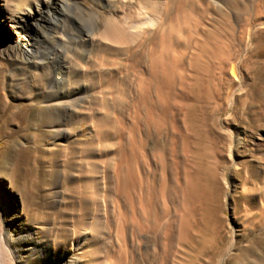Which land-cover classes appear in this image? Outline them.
Instances as JSON below:
<instances>
[{
	"label": "rangeland",
	"instance_id": "1",
	"mask_svg": "<svg viewBox=\"0 0 264 264\" xmlns=\"http://www.w3.org/2000/svg\"><path fill=\"white\" fill-rule=\"evenodd\" d=\"M0 1L50 42L46 61L0 54V185L33 247L17 264H264V0H169L119 48L64 46L42 0ZM74 3L101 31L116 8Z\"/></svg>",
	"mask_w": 264,
	"mask_h": 264
},
{
	"label": "bare ground",
	"instance_id": "2",
	"mask_svg": "<svg viewBox=\"0 0 264 264\" xmlns=\"http://www.w3.org/2000/svg\"><path fill=\"white\" fill-rule=\"evenodd\" d=\"M105 1L108 12L110 11L109 9H113L114 2L116 3V8L110 11L111 13L109 12L110 16L107 18L106 25L102 31L94 20H92V25L83 26L82 20L76 13L78 5L74 3V0H42L43 8L39 11L40 15L38 18L43 19L49 24L51 31H49L48 37L50 40H54L55 38L53 30L57 31V33L59 31L62 33V40L60 42L64 46L76 45L77 43L81 46H91L95 42L100 46L112 48L141 45L142 43L150 42V38L155 30H158L164 24L169 0ZM123 3L140 6L139 12L121 15L119 7ZM261 14L263 15L259 30L264 34V11ZM31 16V13L28 11L24 14H15L9 22L5 19V5L0 1V27L2 29L5 27L13 38V42L3 44L0 54L8 59H16L20 62L29 61L35 63L37 60H48L47 58L50 54L48 45H50V42L41 38L38 32L40 24L37 20H32ZM32 24L34 28L30 29ZM253 37L254 35L252 36L251 34L248 39L249 42ZM42 44H44L43 51H41ZM64 46H58L59 62L55 76L57 81L58 79L59 81L61 79L62 81L66 80L64 66H66L67 49ZM4 68V65L0 66V69ZM33 77L36 79V75ZM236 136V142L239 146L243 143V134L241 131H237ZM7 199L5 187L0 185V264H17L16 261L25 255L24 250L33 247L31 244H28L29 236L27 234H29V230L26 234H15L13 224L15 208L9 206ZM43 248L41 245V253L44 252ZM27 253L29 254V252Z\"/></svg>",
	"mask_w": 264,
	"mask_h": 264
}]
</instances>
